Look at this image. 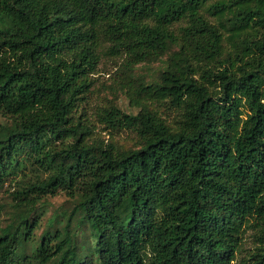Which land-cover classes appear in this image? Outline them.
I'll return each instance as SVG.
<instances>
[{"label":"trees","instance_id":"trees-1","mask_svg":"<svg viewBox=\"0 0 264 264\" xmlns=\"http://www.w3.org/2000/svg\"><path fill=\"white\" fill-rule=\"evenodd\" d=\"M102 58L137 112L93 116L129 149L80 110ZM6 184L0 264H264V0H0ZM59 193L71 213L35 239Z\"/></svg>","mask_w":264,"mask_h":264},{"label":"rangeland","instance_id":"rangeland-1","mask_svg":"<svg viewBox=\"0 0 264 264\" xmlns=\"http://www.w3.org/2000/svg\"><path fill=\"white\" fill-rule=\"evenodd\" d=\"M120 60L112 58H102L93 78V86L87 95L85 101L81 104L83 109L88 116L90 122L93 123L95 132L100 134L101 138L105 141L112 140L115 144L120 145L125 149L131 147L132 135L129 132L114 133L112 135L103 132V127L100 126L93 116L95 109L106 103L117 105L125 112L136 113V109H130L128 102L124 94L119 90H114L113 84L117 78V69L119 67ZM160 62H153L138 66L135 70L137 76L142 77L145 80L150 79L158 73ZM161 112L165 115H172L167 112L164 108H161ZM13 186L7 184L0 189V227H4L9 220L12 218L14 210L12 208L11 198L9 191H13ZM43 207L40 213V225L35 229V239H39L42 236H46L52 233L53 228L48 225V220L53 217H61L62 214H69L72 210V203L66 197L64 193H59L55 196L48 197L42 201ZM57 227V225L55 226ZM257 229L247 228L241 236L240 247L236 253V261H240L251 255L254 249L259 245L257 238L255 237ZM84 240L83 235L80 238L82 243ZM26 255H30V248L27 246Z\"/></svg>","mask_w":264,"mask_h":264}]
</instances>
